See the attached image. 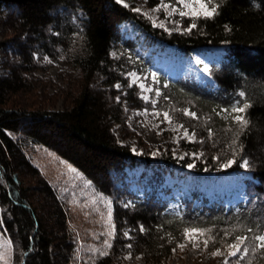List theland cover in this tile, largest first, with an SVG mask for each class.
<instances>
[{"label": "trees", "instance_id": "trees-1", "mask_svg": "<svg viewBox=\"0 0 264 264\" xmlns=\"http://www.w3.org/2000/svg\"><path fill=\"white\" fill-rule=\"evenodd\" d=\"M204 2L217 13L195 18L191 31L166 33L117 0H0V48L12 47L18 57L0 72V231L13 245L12 264H69L74 252L61 200L25 155L33 144L55 150L112 200V247L92 264H115L127 253L158 262L190 228L232 227L254 241L264 235V0ZM126 23L143 38L128 36ZM167 48L178 60L210 52L205 77L162 72L152 53ZM44 56L66 67L64 84L49 94L47 81L33 74ZM154 66L161 101H189L197 116L212 119L198 130L210 136L206 160L232 158L217 174L241 175L235 197L164 184L167 174L192 170L175 156L118 138L128 111L143 102L126 73L148 75ZM245 103L246 126L222 121L223 110ZM253 250L249 264H264V250Z\"/></svg>", "mask_w": 264, "mask_h": 264}, {"label": "rangeland", "instance_id": "rangeland-1", "mask_svg": "<svg viewBox=\"0 0 264 264\" xmlns=\"http://www.w3.org/2000/svg\"><path fill=\"white\" fill-rule=\"evenodd\" d=\"M119 3L130 8L131 11L137 13L140 18L153 27L166 33L187 32L186 29L193 24L194 18L191 15L181 17L179 13L180 11H189L184 7V4L192 3L194 7H197L194 0H183V2L181 0H119ZM208 7L210 10L209 5ZM173 9L176 11L174 12ZM122 29L126 30L128 36L140 34V39L143 38V34L139 33L131 24H124ZM0 40H3L1 27ZM11 49L12 47L0 48V72L4 67L5 69L6 67L9 68L10 65L18 62L17 55L13 51L10 52ZM152 54L155 60H159L157 67L161 68L162 72L173 75L177 71H189L199 78L205 77L208 68L206 59L212 55L210 52H194L186 57L181 56L182 58L178 60L179 56L168 48L155 51ZM158 55H160L159 58H157ZM38 65L33 74L43 81H47L44 89L48 94L64 84L61 82L60 75L66 71V67L60 58L44 56ZM154 70L155 66L148 75L136 71L126 73L129 83L137 87L139 97L142 98L143 102L141 108H133L128 111V116L122 124L121 130H119L121 126L118 127V138L135 149L148 147L153 153L162 152L177 158L184 157L181 159L182 161L187 165L194 164L193 168L201 170L200 174L204 173L205 175L204 177H196L193 174V168L187 167L192 172L181 170L174 172L172 176L167 174L164 184L169 186L177 183L181 191L199 187L206 195L215 192L231 194L235 197L242 186L241 175L235 172L226 173V175L217 174V171L229 167L223 165L232 158L214 157L213 162L209 164L206 160L209 152L205 146L210 136L205 137L198 130L212 125V119H209L205 114L197 116L196 113L200 114L197 112L200 109L196 111L195 109L198 108L189 101L182 103L167 100L166 104L161 101L162 99L155 95L159 88ZM141 84L144 85V88L140 87ZM148 88L153 91H147ZM33 92L34 100L40 101L44 97L39 86L33 87ZM145 95L149 96V102H145L143 99ZM153 99L157 102L155 105L150 102ZM186 110L189 113H195V117L184 115ZM164 112L169 113L171 122L165 121ZM155 113L160 115L156 116ZM237 115L242 114L223 110L220 113V118L222 121L232 120L234 122ZM185 130L188 133L187 137ZM234 139L231 137L230 141L233 142ZM24 151L31 163L53 187L66 210L68 227L75 244L69 264H92L102 257L98 255L100 251L109 252L110 249L107 244H111L112 247L115 236V222L110 197L99 191L91 180L74 165L59 156L55 150L41 144H33L24 147ZM197 155L200 156L199 159L195 158ZM210 168H214V170H210ZM28 184L33 186V181H29ZM176 191L174 190V192ZM191 229L196 228L187 230ZM198 230L197 234L190 232V235H195L194 239L186 238L184 232L170 254L158 262H146L137 254L127 253L115 264H224V261L228 259L229 251H235L234 248H229V245L237 242L236 237H249L247 246L252 249L256 245L253 236L246 235L236 228H203ZM206 240L208 241L207 246L204 243ZM256 243L258 244L257 241ZM217 251L222 255L213 256L212 253ZM253 255L254 250L249 252L246 258H243L241 252V257L231 258L230 264H249ZM13 257V245L6 233L0 231V264H12Z\"/></svg>", "mask_w": 264, "mask_h": 264}, {"label": "snow or ice", "instance_id": "snow-or-ice-1", "mask_svg": "<svg viewBox=\"0 0 264 264\" xmlns=\"http://www.w3.org/2000/svg\"><path fill=\"white\" fill-rule=\"evenodd\" d=\"M117 2H119V0H117ZM181 2H183V0H181ZM208 2L210 3L211 0H208ZM194 3H195V5L197 7H194L192 3L184 4V7L186 9H188L189 11H180L179 15L181 17H185V16H188V15H191L195 19V18L200 17L201 15L204 16V17H206V18H211L213 15H215L217 13V8L216 7H212L209 10L208 4H206L204 2V0H194ZM165 7H167V5H165ZM173 11L175 12L176 9H173ZM195 27H196V24L193 23V24H191L189 26L188 29H186V31H191ZM116 87L117 88H120L121 86L120 85H117ZM140 87L141 88H144V85L141 84ZM147 91L152 92L153 90L151 88H148ZM155 95L156 96H160L161 95V93L159 92V90H156ZM241 95H243V94H241ZM143 99L145 100V102H149V99L150 98H149V96L145 95V96H143ZM150 102L153 105H155L157 103L156 100H154V99L151 100ZM248 107H249V105L245 103L243 105V107L236 106V107L232 108L231 111L232 112H235V113H244L245 110ZM154 115L159 116L160 114L159 113H155ZM184 115H186V116L191 115V116L195 117V113H189L187 110L184 112ZM163 116H164L165 121L171 122L168 112H164L163 113ZM235 120L238 121L242 127H244V126H246L248 124L247 119L244 116H242V115H237L235 117ZM187 135H188L187 130H185V136L187 137ZM189 142H191V141H189ZM178 158L179 159H183L184 157H178ZM195 158L196 159H199L200 156L197 155ZM232 163H233V161L232 160H229L227 162V164H225L223 166L224 167H228ZM194 166L195 165L194 164H191V163L187 165L188 168H193ZM242 166L243 167H248L249 166V162L245 161ZM109 215L111 216V213H109ZM140 230L143 232L146 229L143 226H141ZM198 231H199L198 229L186 230L185 231V237L186 238H189V239H194L195 238V235H190V232L192 234H197ZM127 235H128V233H125V236H127ZM249 239L250 238L249 237H246V236H238V237H236V241L237 242L234 243V244H230L229 245V248H234L235 251H229V253H228V259H226L224 261V264H230V260L233 257H238V258L241 257V252L243 253V258H246L247 257V254L249 252L253 251L252 248H250V247L247 246V241ZM255 241L258 242V244H256L255 246L258 247L261 250H264V235H257L255 237ZM204 243H205V246H207L208 241L206 240ZM106 244H107V242H106ZM194 246H197V245H194ZM107 247L110 249L111 248V244H107ZM129 247H131V245H129ZM181 247H183V246H181ZM108 254L109 253L107 251H100L98 253L99 256H106ZM212 255L213 256H218V255H222V253H220L219 251H217V252H213Z\"/></svg>", "mask_w": 264, "mask_h": 264}]
</instances>
